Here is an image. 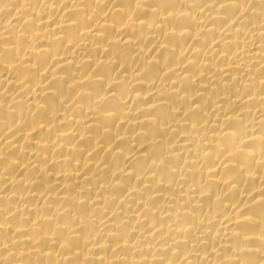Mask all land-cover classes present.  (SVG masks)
Listing matches in <instances>:
<instances>
[{"label":"bare ground","instance_id":"bare-ground-1","mask_svg":"<svg viewBox=\"0 0 264 264\" xmlns=\"http://www.w3.org/2000/svg\"><path fill=\"white\" fill-rule=\"evenodd\" d=\"M0 264H264V0H0Z\"/></svg>","mask_w":264,"mask_h":264}]
</instances>
